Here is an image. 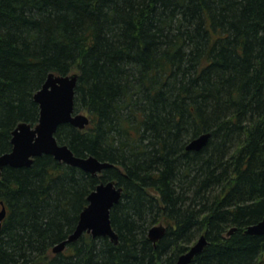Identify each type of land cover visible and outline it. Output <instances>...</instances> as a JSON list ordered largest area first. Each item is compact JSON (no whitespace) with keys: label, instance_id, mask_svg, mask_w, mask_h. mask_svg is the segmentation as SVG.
Returning <instances> with one entry per match:
<instances>
[{"label":"trees","instance_id":"1","mask_svg":"<svg viewBox=\"0 0 264 264\" xmlns=\"http://www.w3.org/2000/svg\"><path fill=\"white\" fill-rule=\"evenodd\" d=\"M74 72L90 123L60 124L57 140L114 166L93 175L51 154L5 166L0 264H175L203 232L190 264L263 263L264 234L246 228L264 217V0H0V154L38 122L48 75ZM111 179L119 243L86 232L54 253Z\"/></svg>","mask_w":264,"mask_h":264},{"label":"water","instance_id":"2","mask_svg":"<svg viewBox=\"0 0 264 264\" xmlns=\"http://www.w3.org/2000/svg\"><path fill=\"white\" fill-rule=\"evenodd\" d=\"M79 73L67 75L50 73L44 85L34 93V98L39 104V121L32 125L27 121L19 123L12 130V149L0 154V179L5 166L25 167L31 166L37 156L51 154L56 160L69 165H75L91 174L102 172L113 163L100 161L95 155L78 156L67 145L57 140L58 127L63 123H71L79 129L85 128L90 123V117L85 112L75 110V89ZM210 133L202 134L187 144L188 149H200L204 146ZM94 191L88 195V204L80 215L79 223L68 239L54 247V251L61 252L67 243L80 238L85 231L93 236H110L112 241L118 243V234L113 229L110 219L111 207L121 199L123 186L117 185L115 180L101 182ZM6 207L0 211V230L2 221L6 216ZM236 228V227H235ZM235 228L229 231L232 233ZM166 227L159 224L151 228L150 238L155 243L166 234ZM246 231L258 235L264 234V217L255 224H250ZM208 244L205 235L191 245L188 252L180 255L175 264H190L197 254H200Z\"/></svg>","mask_w":264,"mask_h":264},{"label":"bare ground","instance_id":"3","mask_svg":"<svg viewBox=\"0 0 264 264\" xmlns=\"http://www.w3.org/2000/svg\"><path fill=\"white\" fill-rule=\"evenodd\" d=\"M85 113L88 114L87 112H85ZM202 134H206V133H202ZM202 134H200V136H201ZM194 139H195V138H194ZM192 140H193V139H192ZM189 142H191V140L188 141V143H189ZM188 143H187V144H188ZM187 144H186V146H187ZM187 148H188V147H187ZM88 156H90V155H88ZM100 161H102V160H100ZM105 161H107V160H105ZM105 161H102V162H105ZM108 162H110V161H108ZM111 163H112V162H111ZM74 166H75V165H74ZM113 166H114V163H113ZM111 167H112V166H111ZM82 170H83V169H82ZM100 173H101V172H98L97 174H100ZM97 174H95V175H97ZM93 175H94V174H93ZM111 180H112V179H111ZM111 180H107V181H111ZM107 181H106V182H107ZM106 182H105V183H106ZM116 183H117V182H116ZM117 185H118V184H117ZM120 186H122V185H120ZM96 187H97V186H96ZM96 187H95V188H96ZM94 190H95V189H94ZM94 190H92V191H94ZM92 191H91V192H92ZM91 192H90V193H91ZM90 193H89V194H90ZM118 202H119V201H118ZM1 203L3 204L4 201H2ZM87 204H88V203H87ZM87 204H86V205H87ZM116 204H117V203H116ZM86 205H85V206H86ZM85 206H84V207H85ZM113 206H114V205H113ZM113 206L111 207L112 209H113ZM83 209H84V208H83ZM112 209H111V211H112ZM82 212H83V210H82V211L80 212V214H79V217H78V219H77V221H78L77 224L75 225L74 229L68 234V236H66L65 238H63V240H60L59 242L53 244L54 246L52 247V250H53L54 253H60V252H56V251H54V247H55L56 245L62 243L64 240L68 239L71 235L74 234V231H75V229H76V227H77V225H78V223H79V218H80V215H81ZM162 223H163V222H162ZM162 223H161V222H155V223L149 228V230H148V238H149L150 240H151V238H150V231H151V228L154 227V226H157V225H159V224H162ZM163 225H164V223H163ZM0 231H1V230H0ZM86 232H87V231H85V233H86ZM85 233H84L83 235H85ZM87 233H90V232H87ZM90 234L93 236L92 233H90ZM83 235H82V236H83ZM201 235H205V237L207 238L206 234L203 232V233H200V235H198V236L196 237V241H198V240L200 239V236H201ZM93 237H94V238H97V237H95V236H93ZM104 237H108V236H104ZM109 237H110V236H109ZM78 239H79V238H78ZM78 239H77V240H78ZM110 239H111V237H110ZM207 239H208V238H207ZM111 240H112V239H111ZM74 241H76V240H74ZM151 241H152V240H151ZM71 243H73V242H71ZM118 243H119V242H118ZM118 243H116V244H118ZM193 243H194V242H193ZM193 243H191V244L189 245V247L186 248V249L184 250V252L180 253L179 256L182 255V254H184V253H186V252H188V251L190 250V248H191V245H193ZM209 243H210V241H209V239H208V244H209ZM69 244H70V243H67V246L63 249V251L68 247ZM153 244H154V245H157V243H155L154 241H153ZM208 244H207V245H208ZM204 248H205V247H204ZM63 251H61V252H63ZM198 255H199V254H197L196 256H198ZM179 256H178V257H179ZM196 256L194 257V259L196 258ZM194 259H193V260H194ZM177 260H178V259H177ZM177 260H176V261H177ZM193 260H192V261H193ZM192 261H191V262H192ZM191 262H190V263H191Z\"/></svg>","mask_w":264,"mask_h":264},{"label":"flooded vegetation","instance_id":"4","mask_svg":"<svg viewBox=\"0 0 264 264\" xmlns=\"http://www.w3.org/2000/svg\"><path fill=\"white\" fill-rule=\"evenodd\" d=\"M4 206L6 207V213H7V206H6L5 203H3V204L0 203V211L3 209ZM6 216H7V214H6ZM6 216H5V217H6ZM5 217H4V218H5ZM3 221H4V220H3ZM3 221H2V223H3ZM260 264H262V263H260Z\"/></svg>","mask_w":264,"mask_h":264},{"label":"rangeland","instance_id":"5","mask_svg":"<svg viewBox=\"0 0 264 264\" xmlns=\"http://www.w3.org/2000/svg\"><path fill=\"white\" fill-rule=\"evenodd\" d=\"M83 112H85V111H83ZM162 223V222H161ZM163 224V223H162ZM263 259H264V256L262 257ZM262 264H264V261H263V263Z\"/></svg>","mask_w":264,"mask_h":264}]
</instances>
